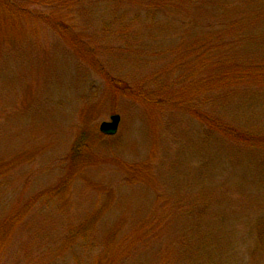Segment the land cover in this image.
I'll return each instance as SVG.
<instances>
[{"label": "rangeland", "instance_id": "374dc122", "mask_svg": "<svg viewBox=\"0 0 264 264\" xmlns=\"http://www.w3.org/2000/svg\"><path fill=\"white\" fill-rule=\"evenodd\" d=\"M0 264H264V0H0Z\"/></svg>", "mask_w": 264, "mask_h": 264}, {"label": "water", "instance_id": "95a60500", "mask_svg": "<svg viewBox=\"0 0 264 264\" xmlns=\"http://www.w3.org/2000/svg\"><path fill=\"white\" fill-rule=\"evenodd\" d=\"M121 123L120 115H112L109 121H105L100 126V131L107 136H114L118 133Z\"/></svg>", "mask_w": 264, "mask_h": 264}, {"label": "trees", "instance_id": "16d2710c", "mask_svg": "<svg viewBox=\"0 0 264 264\" xmlns=\"http://www.w3.org/2000/svg\"><path fill=\"white\" fill-rule=\"evenodd\" d=\"M220 40H221V38H219ZM208 41H210L211 42V40L210 39H207L206 40V43L208 42ZM219 41V40H218ZM218 41H216V42H218ZM216 42H214V41H212L211 43H216ZM229 43H230V41H229ZM228 43V44H229ZM225 66V65H224ZM224 71L225 70H223V72L220 74V78H221V80L222 79H228L229 78V76H230V73H229V70H227V71H225V73H224ZM197 113H198V115H199V117L200 118H202V119H204V114H202V112L201 111H197ZM211 119V118H210ZM212 120V119H211ZM215 124H216V127H217V129H229L230 130V128H229V126L227 125V124H224V125H217V122H215ZM224 126V127H223ZM83 135H86V134H83ZM83 138L84 137H81V140H83Z\"/></svg>", "mask_w": 264, "mask_h": 264}]
</instances>
